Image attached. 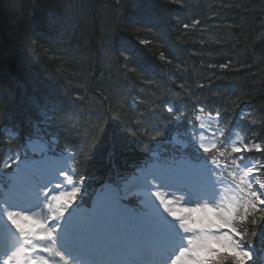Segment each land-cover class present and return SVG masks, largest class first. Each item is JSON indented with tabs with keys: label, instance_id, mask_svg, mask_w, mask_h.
Masks as SVG:
<instances>
[{
	"label": "trees",
	"instance_id": "16d2710c",
	"mask_svg": "<svg viewBox=\"0 0 264 264\" xmlns=\"http://www.w3.org/2000/svg\"><path fill=\"white\" fill-rule=\"evenodd\" d=\"M121 1L0 0V167L52 140L88 205L201 110L259 144L248 155L264 181V0ZM232 227L264 240V204L247 202Z\"/></svg>",
	"mask_w": 264,
	"mask_h": 264
},
{
	"label": "rangeland",
	"instance_id": "374dc122",
	"mask_svg": "<svg viewBox=\"0 0 264 264\" xmlns=\"http://www.w3.org/2000/svg\"><path fill=\"white\" fill-rule=\"evenodd\" d=\"M199 112L195 126L173 135L165 159L142 166L119 188L103 186L87 207L73 198L83 193L70 178L69 156L41 159L52 140L36 138L26 145L30 153L44 151L33 160H26L25 153L7 157L0 170V233L5 239H19V255L6 250L0 264H72L63 257V241L98 233L111 242V235L117 239L127 227L146 226L149 220L155 221L156 229L182 240L172 264H247L243 262L249 258L253 264H264V240L244 241L232 228L237 211L264 193L262 176L259 172L251 178L257 188L251 191L245 170L234 163L245 156L230 158L231 150L242 143L240 133L234 129L224 136L215 115ZM255 164L249 161V174L259 170ZM223 172L236 178L228 188L222 184ZM240 186L246 190L242 188L243 195ZM133 190L138 192L132 200L137 209L125 208ZM130 242L126 238V247Z\"/></svg>",
	"mask_w": 264,
	"mask_h": 264
},
{
	"label": "bare ground",
	"instance_id": "6f19581e",
	"mask_svg": "<svg viewBox=\"0 0 264 264\" xmlns=\"http://www.w3.org/2000/svg\"><path fill=\"white\" fill-rule=\"evenodd\" d=\"M114 1H116V4L117 5H120L121 4V0H119V2H118V0H114ZM32 192H34V188H32ZM130 234L131 235H133L132 237H131V239H135V236L137 235L139 238H142V235L141 234H139V232H137V230L135 229V230H132L131 232H130ZM139 238H137V241H133V247H134V253H137L138 255H141V253L144 251V250H147V248L145 249V247H146V245L144 244H142V241L139 239ZM71 240H73V239H71ZM71 248H72V250L73 249H75V247H73V246H71ZM132 248V247H131ZM11 249V251H10V255H12V254H14L13 256L15 257H18V249L17 248H10ZM132 250V251H133ZM220 250V249H219ZM212 261H216L215 260V255H214V257H212Z\"/></svg>",
	"mask_w": 264,
	"mask_h": 264
},
{
	"label": "clouds",
	"instance_id": "9594fccd",
	"mask_svg": "<svg viewBox=\"0 0 264 264\" xmlns=\"http://www.w3.org/2000/svg\"><path fill=\"white\" fill-rule=\"evenodd\" d=\"M118 2H119V0H118ZM174 2H178V0H174Z\"/></svg>",
	"mask_w": 264,
	"mask_h": 264
}]
</instances>
